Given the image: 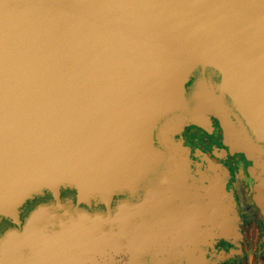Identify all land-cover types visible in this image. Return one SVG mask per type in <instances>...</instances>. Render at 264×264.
Here are the masks:
<instances>
[{"label":"water","instance_id":"obj_1","mask_svg":"<svg viewBox=\"0 0 264 264\" xmlns=\"http://www.w3.org/2000/svg\"><path fill=\"white\" fill-rule=\"evenodd\" d=\"M212 120L264 168V0H0V264L241 256Z\"/></svg>","mask_w":264,"mask_h":264},{"label":"flooded vegetation","instance_id":"obj_2","mask_svg":"<svg viewBox=\"0 0 264 264\" xmlns=\"http://www.w3.org/2000/svg\"><path fill=\"white\" fill-rule=\"evenodd\" d=\"M184 146L190 149L192 160L196 151L205 155L211 162L220 164L229 174L226 189L232 192L235 209L242 219V234L244 242L241 244L242 255L222 264H264V216L253 200L255 187L264 183V168L257 169L254 176L250 169L256 167L244 154L227 153L220 156L223 149V137L219 125L212 120L210 132L188 126L181 134ZM230 247L222 242L216 245L218 250H228ZM251 256L249 257V254Z\"/></svg>","mask_w":264,"mask_h":264},{"label":"crops","instance_id":"obj_3","mask_svg":"<svg viewBox=\"0 0 264 264\" xmlns=\"http://www.w3.org/2000/svg\"><path fill=\"white\" fill-rule=\"evenodd\" d=\"M248 254H249V253H248ZM250 256H251V253L249 254V257H250ZM249 262H250L249 264H252L250 259H249Z\"/></svg>","mask_w":264,"mask_h":264}]
</instances>
